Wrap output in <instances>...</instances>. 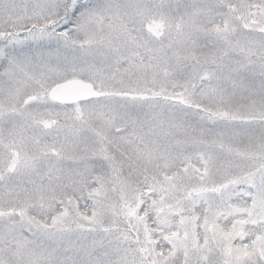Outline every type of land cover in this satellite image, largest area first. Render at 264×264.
<instances>
[{"label": "snow or ice", "instance_id": "snow-or-ice-1", "mask_svg": "<svg viewBox=\"0 0 264 264\" xmlns=\"http://www.w3.org/2000/svg\"><path fill=\"white\" fill-rule=\"evenodd\" d=\"M0 264H264V0H0Z\"/></svg>", "mask_w": 264, "mask_h": 264}]
</instances>
